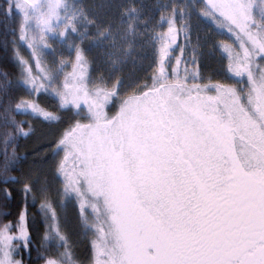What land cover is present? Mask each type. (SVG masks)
<instances>
[{
    "label": "snow or ice",
    "instance_id": "1",
    "mask_svg": "<svg viewBox=\"0 0 264 264\" xmlns=\"http://www.w3.org/2000/svg\"><path fill=\"white\" fill-rule=\"evenodd\" d=\"M114 7L112 20L78 0H6L0 9L20 19L18 72H0V192L4 207L9 185L39 203L35 264H264V0H169L159 20L136 0ZM193 17L220 38L211 41L214 82L198 71L195 49L185 54ZM89 39L96 44L81 47ZM100 45L105 54L89 58ZM138 46L151 47V74L129 83L122 68ZM13 79L23 95L12 96ZM15 114L60 129L49 150L61 187L36 170L10 174L19 157L15 147L8 155L7 128L31 131ZM59 197L79 202L94 237L86 261L61 225ZM4 220L0 264H24L34 243L26 213Z\"/></svg>",
    "mask_w": 264,
    "mask_h": 264
},
{
    "label": "trees",
    "instance_id": "2",
    "mask_svg": "<svg viewBox=\"0 0 264 264\" xmlns=\"http://www.w3.org/2000/svg\"><path fill=\"white\" fill-rule=\"evenodd\" d=\"M78 2L87 7V11L100 20H112L116 16V5L118 2L123 3L125 0H78ZM169 0H136L138 5L144 6V11L150 16H155L159 20V5L161 3H168ZM6 0H0V9L4 7ZM18 18L5 19L0 14V72H7L11 77H15L18 69L15 65V55L13 53L12 44V29L17 30ZM91 30V25H89ZM164 30V29H163ZM159 31V29H158ZM7 40V43H5ZM94 39L85 41V46L95 45ZM17 47V45H16ZM91 54L90 58H99L105 54V46H93L88 52ZM147 57V58H145ZM138 63L146 61L152 63L151 47H136L130 54V58L123 66L122 72L125 77L129 78V82H134L136 79H141L142 82H146L149 74L150 65L147 64V68H127L130 65L128 62L134 60ZM136 72V76L132 79L131 73ZM23 95L22 90L17 89L15 86V80L13 79V91L12 96ZM3 97H0L2 100ZM5 104L0 103V131H3V116H4ZM17 121H23L25 124H31V131L27 137L20 136L14 128L9 126L7 131L11 132L15 137L14 143L10 142L11 146L8 148V155H12V147H15L16 155L19 157L16 166L12 169L11 175L21 177L24 173L30 170L38 171L50 186L55 190L61 185L58 184L57 172L54 161L51 159L52 152L49 150L50 145L56 139L60 129L56 126L50 127L42 120L36 118H30L25 115L15 114ZM53 128V132L50 129ZM25 131H28L25 127ZM0 163H3L2 145H0ZM35 178V177H34ZM12 190L13 199L7 202V207H4V196L0 192V222H7L4 220V215L8 214L9 219L15 221L18 218L19 213H26L28 231L32 234L33 238V251L31 258L27 254H24V264H35L36 252L35 248L39 246V236L44 232V218L40 215L39 203L34 202L31 198L25 200L20 194V186L9 185ZM74 212V211H73ZM64 218V216H63ZM62 218V220H63ZM72 225H64L62 227L64 231L71 235V239L77 248H74L76 255L82 260H87L90 253L91 236L85 235V239H81L80 225L78 223V217L75 212L72 215ZM19 259V257H18Z\"/></svg>",
    "mask_w": 264,
    "mask_h": 264
},
{
    "label": "rangeland",
    "instance_id": "3",
    "mask_svg": "<svg viewBox=\"0 0 264 264\" xmlns=\"http://www.w3.org/2000/svg\"><path fill=\"white\" fill-rule=\"evenodd\" d=\"M19 23H20V19L18 18V27H17V35H19ZM193 24L194 27L192 28V31L190 33V39L187 42L183 41V37H180L181 42H184L186 44L185 47V54L187 55L189 53V49H195L196 50V58L198 61V71H200L204 77L207 78L206 82H214L213 81V77H215V75L217 74V72L219 71L220 68V54L219 52L216 51L215 48L212 47V40H216V39H220L218 37H216L215 33L208 27V25L206 23H201L196 21L195 17H193ZM163 31H166V29H164ZM32 33L29 32V36H31ZM230 42V41H228ZM23 41H20L19 44L17 45V47H19L20 44H23ZM85 46V42L83 45H81V47ZM53 47L57 49V53L63 49H61L59 44H53ZM159 47V45H157V48ZM30 49H27L26 47L24 48H20V52L22 55L27 56L28 52H30ZM88 57L90 58L91 54L87 53ZM49 59H51V57H49ZM130 65H127V68L129 66V69L131 68H147V64L151 65V63H148L146 61H142V63H138L134 60L129 61L128 62ZM183 65H181L179 72L182 75L183 74ZM187 67L189 68V70L192 69V65L191 63H189L187 65ZM149 74H151L149 72ZM134 76H136V72L134 71L133 73H131V77L132 79L134 78ZM128 78V77H127ZM129 83H132V81H130ZM30 118H34L31 116H28ZM37 119V118H36ZM38 120H42V119H38ZM43 121V120H42ZM44 122V121H43ZM45 124L49 125L50 127L54 126V125H50L48 123L45 122ZM51 132H53V128L50 129ZM53 160L54 163H57V161L60 159L59 157H53L50 156V160ZM57 177H58V173H57ZM62 179V177L60 178ZM61 187V186H60ZM59 203L60 206L57 207V215L60 219L61 225L62 223L66 226H70L72 225V222L74 221V219L72 220V215L76 214V216L78 217V223L80 225V233H81V239H85V229L82 225V214H81V210L79 207V202L72 200L71 198H66V197H59ZM55 206V205H54ZM74 211V212H73ZM88 211H90L89 209H85L83 212V216H87ZM64 216V218H63ZM63 218V220H62ZM66 232V231H65ZM66 234L70 237V242L72 243L73 246V250L74 248H77L72 239H71V235L69 233L66 232ZM87 235L91 236V244L92 241L94 239V237L92 236L91 233H88ZM90 244V245H91ZM91 247V246H90ZM74 252L76 253V251L74 250Z\"/></svg>",
    "mask_w": 264,
    "mask_h": 264
}]
</instances>
